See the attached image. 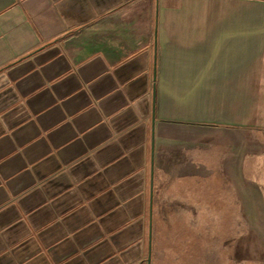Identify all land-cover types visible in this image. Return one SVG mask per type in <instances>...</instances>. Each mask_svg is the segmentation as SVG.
Wrapping results in <instances>:
<instances>
[{"label": "crops", "instance_id": "obj_1", "mask_svg": "<svg viewBox=\"0 0 264 264\" xmlns=\"http://www.w3.org/2000/svg\"><path fill=\"white\" fill-rule=\"evenodd\" d=\"M261 251L264 0H0V264Z\"/></svg>", "mask_w": 264, "mask_h": 264}, {"label": "rangeland", "instance_id": "obj_2", "mask_svg": "<svg viewBox=\"0 0 264 264\" xmlns=\"http://www.w3.org/2000/svg\"><path fill=\"white\" fill-rule=\"evenodd\" d=\"M256 135H260V134H256ZM177 231H181V230H175V232ZM239 235L241 236L240 244H239L240 249H236L235 254L238 253L239 257H244V258L247 257L249 253H250L249 256L251 255V252H249L248 250V244H247V242H251L253 238L251 234V230H223V249L221 252L224 260L230 259L232 257V253H231L232 238L237 241V239H239L238 238ZM259 241L262 244L263 241L261 240ZM207 252H208L207 255L208 258H214V253H215L214 246H208ZM260 253H262L264 257V251H261Z\"/></svg>", "mask_w": 264, "mask_h": 264}, {"label": "water", "instance_id": "obj_3", "mask_svg": "<svg viewBox=\"0 0 264 264\" xmlns=\"http://www.w3.org/2000/svg\"><path fill=\"white\" fill-rule=\"evenodd\" d=\"M149 264H151V258L149 259Z\"/></svg>", "mask_w": 264, "mask_h": 264}]
</instances>
